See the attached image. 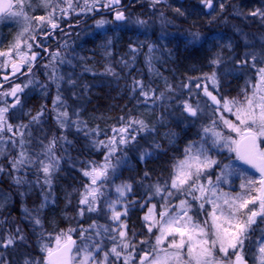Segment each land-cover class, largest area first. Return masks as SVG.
Returning <instances> with one entry per match:
<instances>
[{
  "label": "rangeland",
  "instance_id": "1",
  "mask_svg": "<svg viewBox=\"0 0 264 264\" xmlns=\"http://www.w3.org/2000/svg\"><path fill=\"white\" fill-rule=\"evenodd\" d=\"M226 1L212 0V7H208L203 0H159V2H156V0H134L132 3L133 8L127 12V20L124 22H115L112 17L99 15L88 21V23H83L81 19H77L80 16L87 17L96 12L95 6H103V4L108 3V0H99L95 5L94 0H87V5L85 0H22L19 7L14 8V11L22 9L28 17L27 22L24 17L5 16L4 19L0 20V52L9 53L0 56V73L5 72L9 63L15 59H22L27 63V66L30 65L29 55L31 50L34 49L33 38L37 33L45 31L49 19L52 22H61L65 25L70 22L75 23L74 28L60 32L54 42L44 41L51 43L52 53L31 75L24 77L23 83L27 87H24L23 92L18 95L20 104L12 108L9 107V102H0V108L8 107L9 110L5 114L6 122L12 125L11 131H8L6 126L3 130H0V170L4 169V162L8 163L12 155L14 161L20 159L22 152L25 154L26 160L32 161V163L17 166L21 170L18 174H15L14 182L11 183L10 188L14 200H21L24 203L28 197L34 202L36 194L32 193L37 190L38 195L46 205L55 204L57 202L56 179L61 171H67L69 179L73 178L75 181V189L78 188V202L80 203L82 196L85 194L86 185L91 184V178L85 176L84 171L103 164L105 158L109 156V141L113 138L116 141V151L110 156V162L114 167L108 170L106 179L98 181V185L102 183L101 190L104 192V196L100 197L94 205L96 211H87V205H82L83 214L79 213L75 218H67V223H62L60 227H53L46 232L49 238V241L46 242L48 247H56L57 236H61V243H63L70 235L77 239V246L82 247L83 243H87L97 261L103 260L104 253L107 252V264H125V257L129 258L128 264H140V257L145 252L151 251L155 245L156 237L160 235L159 227H153L151 232L148 231L149 240H144L145 242L142 241L143 243L140 242V244L138 242L130 245L124 238L123 242L130 245L127 249L123 248L119 231L124 230L126 232L125 220L127 215L132 208L137 206L146 210L143 221L147 229L152 221H146V216H151L154 220L160 219L159 213L164 210L163 206L166 203L165 200L161 199V196H166L167 192L155 194V186L158 184L163 186L166 182L169 190L175 193L167 200V204L171 206L169 208L170 213L179 211L180 201L187 200L189 205L188 215L201 224L205 220L211 224V217L208 215L212 211L210 203L194 200L186 193L175 192L170 187L173 165L184 159L185 149L192 143L196 147L203 144L208 150V155L218 162L211 168L206 169L199 181L201 184L208 186V182L211 180L213 186L216 187L217 195L229 194L236 196L242 194L244 190L241 189L240 185L242 183L246 184L249 179L257 181L256 187L259 186L260 176L245 168L238 161L235 151H231L223 141L213 145L212 134H205L203 129L214 126L215 131L220 132L225 137L239 138L223 122L229 120L238 123L236 119L238 104H230L231 111H228L224 107V101L234 100L244 103L245 96H252L254 92H257L258 69L264 67V16H252L251 13L257 9L264 12V0H248L246 2V27L243 25V31L237 29L233 32L229 31L228 36H226L216 32L209 35L200 34L197 30L201 39L195 42L188 34L190 35V42L194 43L202 52L206 50L205 62L211 65L212 72L210 74H204L200 78L188 79L186 83L184 79H180L181 82H178V88L173 91L170 86L171 82L163 75L165 73H162L161 68L165 67L162 46L164 47L165 44L166 48V39H169L170 34H172L169 28L172 26L180 30L183 27L180 22L169 18L164 10L173 11L174 14L178 15L175 17L176 19L182 17L185 21H190L192 26L201 29L205 22L219 16L218 14L223 9ZM13 2L16 4L19 0H13ZM69 4H71V7H69ZM142 4L145 5V9L148 11L146 15L150 16L149 19L138 15V12H142V9H140ZM136 6L138 12L135 10ZM89 8L91 10H88ZM153 14L158 15L156 21H154ZM37 17H44L45 19L41 22L36 19ZM101 19L105 20L106 23L103 26H98L97 21ZM137 20H142L144 23L138 24L136 23ZM25 27H28L27 32H24ZM126 33L134 43L129 46L124 55L118 57L119 63H121L120 60L123 64L127 63L129 59L127 60L125 56L130 55L132 61L128 65V69L143 70L149 68L150 75L157 78L158 81L156 80V82L161 83L163 89H148L151 83L144 81L142 79L143 72L140 73L138 81H131V86H133L131 96H140L142 103L145 104L143 113L140 110L139 112L134 110V114L121 115L116 121H111V114L105 112L102 125L91 127L79 114L80 103L76 102L77 88L75 82H79L80 78V75L76 74V68H79L77 54L89 51L85 48V44L93 39L97 45H102V48L99 51L97 50V55H93L92 58L99 59L101 62L107 61L108 55L114 47L108 45L110 40L106 36L109 34L111 37L117 35V44L120 46L119 41ZM17 44H19L18 48L16 47ZM166 50L168 51L167 48ZM140 54L143 55L145 65H141L137 69ZM253 55L256 57L255 61L252 60ZM214 61L219 62L214 63ZM241 61H247V64H241ZM167 68L165 67L164 70ZM112 73L109 67L107 71L103 70L98 76L101 75L106 79L111 77ZM213 73H215V83L210 78ZM127 74L129 73L126 70ZM82 78H84L83 75ZM89 88L83 90L87 92ZM205 89L218 94L222 100L220 107H217L211 99H198L200 94H204ZM144 92L149 93L148 97L142 94ZM185 102L198 109L195 117L188 115L184 110L183 105ZM119 108L121 109V106ZM64 112L67 113L66 117L61 115ZM50 115L62 128L59 127L60 132L55 133L56 139L51 153L48 152V146L53 139L48 135L47 137L44 136L45 134L43 135V132H47L46 126L52 123ZM34 117L36 119H33ZM173 119L181 122L183 126H193L196 134L194 132H191L188 136L178 134L172 128ZM134 120L142 121L143 128L140 124L132 123ZM121 128H127V132H119ZM114 129L116 131H113ZM156 133H161L163 136L168 137L172 144L177 145V149L172 151L170 171H166V174H169L170 177L165 180L150 182L142 188L141 193L138 195V191L135 189L130 177L135 166L132 162V156H134V161L136 157L146 160L149 150L148 146L145 145H147V142L154 145L157 137ZM133 136L135 137L134 140L132 139ZM77 137L85 142L84 152L88 156L85 163L82 159L74 158L71 154L70 149ZM121 137L127 143L120 144ZM181 137L183 139L179 145L178 140ZM101 141H103V144L100 143ZM258 148L264 150V137L258 138ZM52 155L56 157V161H53L55 167L47 177L49 182H46L39 161L49 163ZM225 165L229 167L226 169ZM123 169H126L124 173ZM222 170H224L225 176L217 183L216 178L221 175ZM124 184L130 185L131 190L126 191L124 196H120L116 188ZM25 192L29 196L24 195ZM252 194H255L254 190ZM206 195L211 196L210 193H206ZM62 196L67 197L65 198L66 204L71 203V192ZM195 196H200V193L195 192ZM5 201H9V198L7 197ZM115 201H118L115 204V211L122 214L119 221L111 219L113 212L107 206L108 203ZM202 202L204 203L203 209L199 207ZM20 205H25V203L22 204L19 201V209L24 211L26 207L21 209ZM153 206H155L154 209ZM150 209H153V211L150 212ZM125 212L126 214H124ZM31 214L34 216L33 220L37 219L35 213L31 212ZM218 223L222 228L230 229V225L223 218ZM70 229L73 231H69ZM104 233H108L110 236L104 237ZM251 234L253 235V241L264 237V221L257 218L256 224L252 226ZM107 237L115 242L113 246H116L117 251L121 252L119 258L111 252L113 246L110 247L109 251L105 250L106 246L109 245ZM176 239L179 240V237L177 236ZM170 242L171 237L166 238L162 247L167 248ZM95 244H99L100 247L95 248ZM40 247V252L36 248L34 250L36 252H32L27 258L32 264H37V262L42 264L47 256L43 246ZM242 254L249 264H258L256 259L258 244L245 240V248ZM73 255H75V252ZM216 257L220 259L221 254L217 252ZM0 264H8V262L5 263L0 258ZM21 264H24V262Z\"/></svg>",
  "mask_w": 264,
  "mask_h": 264
},
{
  "label": "snow or ice",
  "instance_id": "2",
  "mask_svg": "<svg viewBox=\"0 0 264 264\" xmlns=\"http://www.w3.org/2000/svg\"><path fill=\"white\" fill-rule=\"evenodd\" d=\"M87 5V0H85ZM99 0H94L98 3ZM159 2V0H156ZM208 7H212V0H203ZM18 3L14 4L13 0H0V20L8 17H24L27 22L28 17L24 14L23 10L14 11L15 7H19ZM93 5V6H94ZM120 5V0H108V3L103 4L105 8H115ZM71 7V4H69ZM223 7V5H221ZM88 10H91L89 8ZM179 11V10H177ZM252 16L261 15L264 16V12L259 9L251 13ZM37 20L43 22L44 17H37ZM116 21H126V17L123 11H116ZM49 23L53 28L57 25L49 19ZM106 23L105 20L101 19L97 21L98 26H103ZM136 23L143 24L144 21L137 20ZM28 31V27L24 28V32ZM192 41H198L201 36L198 32L191 34ZM19 47V44L16 45ZM31 47V45H29ZM9 53L0 52V56L8 55ZM35 58L33 54L32 59ZM252 60H256L253 55ZM23 62V61H22ZM219 61H214L218 63ZM241 64H247V61H241ZM255 66V65H253ZM18 66L13 65V71H17ZM259 82L257 85V92H254L252 96H245L244 103L237 101H224V107L231 111L230 104H238L236 108V119L238 123H233L229 120H224V124L232 132L236 133L239 139H233L231 136L225 137L220 132L215 131V127H205L204 133H211L213 137V145L223 141L225 146H228L231 151H235L237 158L247 164H253L256 166L261 177L258 182L259 186L256 187L257 181L249 179L246 184L240 185L241 189L244 190L242 194L231 196L229 194L217 195L216 187L213 186V182L209 180L208 186L201 184L200 177L205 173V170L211 168L218 162L212 159L208 155V150L201 144L200 147H196L194 143L189 144L185 149L184 159L179 160L173 165V175L171 177V189L175 192L186 193L191 196L194 200H202L212 205V211L208 213L211 217V224L207 220L203 224L196 222L192 216L188 215L189 205L187 200H181L178 206L179 211L174 213L169 212L171 207L167 204V200L175 193L170 191L167 185H156L155 194H161L167 192V195L161 196V199L165 200L166 203L163 206L164 210L159 213V220L152 219L151 216H146L145 220H151L148 227V231L151 232L153 227L158 226L160 235L156 237V243L152 250L145 252L140 257V264H247V261L242 254L245 248V240H249L251 243L258 244V255L256 259L258 264H264V237L257 238L253 241L251 237L252 226L256 224L257 218L264 221V150H260L257 146V139L264 137V67L258 69ZM215 83V73L210 77ZM138 83V82H137ZM24 87H27L25 85ZM23 88L20 85H15L5 95H11L15 98V104L9 107L15 108L20 104V98L17 95L22 92ZM207 93V89H205ZM145 97H148L149 93H142ZM211 96V93H207ZM59 99V97H57ZM211 99L217 104L220 101L216 100L215 96H211ZM184 110L191 116L197 115V108H194L187 102L183 105ZM8 107L0 108V130L6 126L8 131L12 130V125L7 124L6 113ZM62 116H67V113H61ZM33 119H36L34 117ZM132 123L140 124L143 128L142 121H132ZM130 126V125H129ZM113 131H116L115 129ZM119 132L126 133L127 128L119 129ZM134 140L135 137L133 136ZM103 144V141L100 142ZM120 144L127 143V141L121 137L119 140ZM55 141L53 140L48 146V152L51 153L52 147ZM116 141L111 139L109 141V156L105 158V162L99 166H93L91 170L84 171V175L91 178V184L86 185L85 194L80 200V204L87 205V211H96L94 205L104 196V192L101 190L102 183L98 185V181L106 179L108 176V170L114 166L110 162V156L115 153ZM234 146V147H232ZM53 161H56V157L52 155L49 163L39 161L41 169L46 177V182H49L47 177L55 167ZM25 163H32L30 160H26L25 154L21 153V158L14 161L13 167L23 165ZM229 166L225 165L227 169ZM231 174V173H229ZM147 175V173L145 174ZM225 176L224 170L221 171V175L217 176V183H219ZM19 182V181H17ZM131 186L124 184L117 186L116 191L120 196H124L126 191H130ZM255 191V194L253 193ZM195 192H199L200 196H195ZM210 193L211 196L206 195ZM219 201V202H218ZM118 201L108 203V208L112 210L113 215L111 219L113 221H119L121 213L115 211V204ZM251 206V207H250ZM199 207L204 208L202 202ZM155 206H153V209ZM150 209V212L153 211ZM83 209L81 214H83ZM219 213V215H217ZM126 214V212L124 213ZM223 218L229 225L230 229L222 228L218 221ZM37 225L41 223L39 219L35 221ZM19 232V229L17 230ZM73 231V230H69ZM64 235V234H62ZM123 248L127 249L130 245L123 242L126 237L124 230L119 231ZM179 237V240L176 237ZM171 237V242L168 243L167 248L162 247L166 238ZM16 237L9 235V237L3 242L4 246L7 247L16 242ZM19 240L23 241L24 237L21 235L18 237ZM114 239V238H113ZM56 247L51 248L47 245L43 246V250L47 252V256L44 258L42 264H107L108 253H104V259L97 261L93 251L89 249L87 243H83V246H77L76 241L72 240L71 236L61 243V236L56 237ZM143 243V242H142ZM95 248H99V244H95ZM75 249V255H72ZM231 251V254H230ZM111 252L114 253L117 258L121 255V252L117 251V247L113 246ZM221 254V258L217 259L216 253ZM234 257V259H232ZM128 257H125V264H128ZM24 264H32L29 260H25ZM40 264V262H37Z\"/></svg>",
  "mask_w": 264,
  "mask_h": 264
},
{
  "label": "trees",
  "instance_id": "3",
  "mask_svg": "<svg viewBox=\"0 0 264 264\" xmlns=\"http://www.w3.org/2000/svg\"><path fill=\"white\" fill-rule=\"evenodd\" d=\"M247 1L248 0H227L223 9L218 14L219 16H216L211 21L205 22L201 29L192 26L190 22L185 21L182 17L176 19L175 17L178 15L174 14L173 11L164 10L169 18L183 25L180 30L171 26L169 29L172 34H170L169 39H166V48L168 51L164 43V47L162 46L165 67H168L165 70V67H161L162 73H165L163 75L171 82L170 86L173 91L178 88V82H181L180 79H184L186 83L188 79L200 78L204 74H210L212 72L211 65L205 62L206 50L202 52L194 43L190 42V35L194 32H198L197 30H199L200 34L205 33L209 35L216 32L226 36H228L227 33L229 31L233 32L236 29L238 31H243V25L246 27ZM140 9H142L141 13L138 12L137 6L135 7L138 15L142 18L149 19L150 16L146 15L148 11H146L144 4L140 6ZM153 17L154 21H156L158 15L153 14ZM106 37L110 40L108 45L114 47L108 55L107 61L101 62L99 59L92 58L93 55H97V50L99 51L102 48V45H97L93 39L90 40L88 44H85V48L89 49V51L77 54L79 68H76V74H79L80 78L79 82H75L77 88L76 102L80 103L79 114L87 125L91 127L94 125H102L103 114L105 112L111 114V121H116L121 115L129 116L130 114H134V110H138V112L140 110L143 113L145 104L142 103L140 96H131V88L133 87L131 86V81H138L140 79V73L143 72L142 79L144 81L151 83L148 89H163L161 86L162 84L156 82L157 78L150 75L151 71L149 68L143 70H135V68L128 69V65L132 61L130 55L125 56L127 60H130L125 63L126 65L123 64L121 60V63H119L118 57L124 55L129 46L134 43L127 33L121 37L119 41L120 46L117 44V35L111 37L109 34ZM141 65H145V63L143 62V55L140 54L137 62V69L140 68ZM109 67L113 72L111 77L105 79L101 75L98 76L103 70L107 71ZM126 70L129 73L127 75ZM82 75L84 78H82ZM87 87L90 88L85 92L83 89ZM120 106L121 109L119 108ZM50 118L52 119V123L48 125V131L47 133L43 132V135L46 133L44 136L47 137L48 135V137H52V139L55 140V133L60 132L61 126L55 122L52 115H50ZM172 128L182 136H188L191 132L196 134L193 126H183L181 122H177V120L174 121V119L172 121ZM156 135L157 137L154 145L149 142L145 145L148 146L147 148L149 150L146 160H141L139 157H136L134 161V156H132V162L135 166L130 177L135 189L138 191V195L141 193L142 188L147 186L150 182L154 180L161 181L170 177L168 176L169 174H166V171H170L173 155L172 151L177 149V145L172 144L169 138L163 136L161 133H156ZM180 141L181 139L178 140V143H180ZM84 147V140L77 137L70 150L74 158L82 159L85 163L88 160V156L86 152H84ZM13 163L14 160L12 155L8 163L4 162V169L0 170V258L1 261L5 263L7 261L8 264H21L32 252H36L34 251L36 248H38L40 252V246L47 245L46 242L49 241V238L46 232L53 227H60L62 223H67V218L71 219V217H77V215L81 213L82 204L78 202V188L75 189L76 185H74V179H69L67 175L69 173L67 171H61L55 182L57 202L53 205H46L42 201L40 195H38V191L34 190L32 193L36 194L33 200L34 202L27 197V200L24 202L25 205H20L21 209L26 207L27 210L25 208L24 211H21L19 209V201L22 204L24 203L21 200L15 201L13 198L14 195L10 191L15 174H18L21 170L20 168L13 167ZM125 170L126 169H123V173ZM146 173L147 175H145ZM69 192L72 194V201L66 204L65 198L67 197L62 195H65V193L69 194ZM24 195L29 196L26 192ZM6 196L9 198V201H5L7 198ZM145 211L143 207L139 208L137 206L132 208L127 215L125 220V240L130 245L138 242L140 244L142 241L145 242L144 240H149L148 229L143 221ZM31 212L35 213L37 215L36 218L41 221L39 225L35 223L37 219L33 220L34 216ZM25 215L27 217H24ZM18 229L19 232L17 231ZM107 234L108 233H104V237L110 236ZM9 235L17 239L14 244L5 247L3 242ZM21 235L24 237L23 241L18 239ZM252 236L251 234V237ZM106 239H108L109 245L106 246L105 250L109 251L110 247L113 246L115 242L110 237Z\"/></svg>",
  "mask_w": 264,
  "mask_h": 264
},
{
  "label": "flooded vegetation",
  "instance_id": "4",
  "mask_svg": "<svg viewBox=\"0 0 264 264\" xmlns=\"http://www.w3.org/2000/svg\"><path fill=\"white\" fill-rule=\"evenodd\" d=\"M125 3H126V1L125 2L121 1L120 5L118 7H115V8H112V9L105 8V7L103 8L102 5H96L95 6L96 12L92 13L91 15H89L87 17H83V20L86 23V22L92 20L93 18H95V17H97L99 15H103V16H107V17H113V14H114L115 11H119V10L124 9ZM70 23H73V22H70ZM57 32L59 33L61 31L60 30H56L54 32H50V31H47V29H46L44 32L36 34L37 35L36 41L33 39L34 49L31 50V52L32 51L41 52V56L38 58V61H37L38 67L43 63L44 59H46V57L45 58L42 57L44 55V53H45V48H50L49 45L51 44V43L44 42V41H47V40L50 41L52 39H55ZM36 35H35V37H36ZM16 82H18V81H16L15 79H10V80H8L6 82L4 87L0 90V102H7L8 101L9 95H5V93H8L9 89Z\"/></svg>",
  "mask_w": 264,
  "mask_h": 264
},
{
  "label": "water",
  "instance_id": "5",
  "mask_svg": "<svg viewBox=\"0 0 264 264\" xmlns=\"http://www.w3.org/2000/svg\"><path fill=\"white\" fill-rule=\"evenodd\" d=\"M131 2V0H129V2H128V4L127 5H129V3ZM123 12H124V10H123ZM116 13V12H115ZM115 13H114V20L116 21V19H115ZM125 14V13H124ZM126 17V16H125ZM118 22H122V21H118ZM50 27H52L51 25H50ZM53 28V27H52ZM48 51V50H47ZM37 55H38V53H35V58L34 59H32L33 61H35V59H36V57H37ZM33 56V55H32ZM17 65L18 66V70L17 71H13V65ZM9 68H10V73L8 74V75H3V77L4 78H9V77H11V76H14V75H16L17 73H20L22 70H23V68H24V63L23 62H21V61H19V60H16V61H14L13 63H11L10 64V66H9ZM211 96H214V94H212ZM216 97V96H215ZM11 98H13L12 96H11ZM216 100L217 101H219L218 99H217V97H216ZM217 105H220V103L219 104H217ZM256 143H257V141H256ZM241 162H243V161H241ZM244 163V162H243ZM245 165H247V166H249L250 168H252V169H254L256 172H258V173H260V171H259V169L256 167V166H254L253 164H247V163H244ZM261 174V173H260ZM72 240H74L75 241V238H72ZM73 254V253H72ZM245 258V257H244ZM246 260V259H245ZM247 261V260H246ZM247 264H249V262L247 261Z\"/></svg>",
  "mask_w": 264,
  "mask_h": 264
},
{
  "label": "bare ground",
  "instance_id": "6",
  "mask_svg": "<svg viewBox=\"0 0 264 264\" xmlns=\"http://www.w3.org/2000/svg\"><path fill=\"white\" fill-rule=\"evenodd\" d=\"M188 22H190V21H188ZM190 24H191V22H190ZM180 139L182 140L183 138H180ZM180 139H179V140H180ZM178 144L180 145V144H181V141H180V143H178Z\"/></svg>",
  "mask_w": 264,
  "mask_h": 264
}]
</instances>
